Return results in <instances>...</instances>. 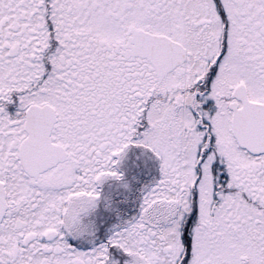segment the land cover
Here are the masks:
<instances>
[{
	"label": "snow or ice",
	"instance_id": "snow-or-ice-1",
	"mask_svg": "<svg viewBox=\"0 0 264 264\" xmlns=\"http://www.w3.org/2000/svg\"><path fill=\"white\" fill-rule=\"evenodd\" d=\"M0 264H264V0H0Z\"/></svg>",
	"mask_w": 264,
	"mask_h": 264
}]
</instances>
